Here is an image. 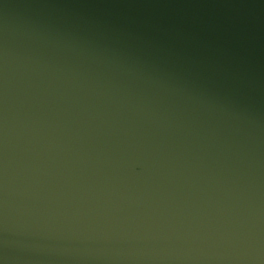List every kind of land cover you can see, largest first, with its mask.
I'll return each mask as SVG.
<instances>
[{"label":"water","instance_id":"obj_1","mask_svg":"<svg viewBox=\"0 0 264 264\" xmlns=\"http://www.w3.org/2000/svg\"><path fill=\"white\" fill-rule=\"evenodd\" d=\"M0 264H264V0H0Z\"/></svg>","mask_w":264,"mask_h":264}]
</instances>
